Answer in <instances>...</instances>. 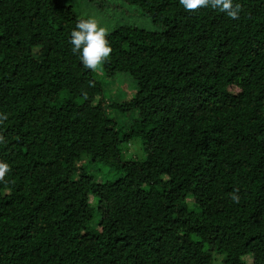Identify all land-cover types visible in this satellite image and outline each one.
Listing matches in <instances>:
<instances>
[{"label":"trees","instance_id":"trees-1","mask_svg":"<svg viewBox=\"0 0 264 264\" xmlns=\"http://www.w3.org/2000/svg\"><path fill=\"white\" fill-rule=\"evenodd\" d=\"M233 3L235 19L120 0L89 70L73 3L0 0V264H264V0ZM117 76L136 87L106 104ZM107 107L136 116L118 127ZM135 137L142 159H123ZM84 161L120 175L99 183Z\"/></svg>","mask_w":264,"mask_h":264},{"label":"rangeland","instance_id":"rangeland-1","mask_svg":"<svg viewBox=\"0 0 264 264\" xmlns=\"http://www.w3.org/2000/svg\"><path fill=\"white\" fill-rule=\"evenodd\" d=\"M70 3H73L76 11L88 18H94L97 20L98 25L105 28L106 32L108 29L114 27L112 19L115 16L113 12L119 11L120 8V0H110L112 4L103 10L104 17H101L99 13H97L95 8V2H91L90 0H67ZM130 9V8H128ZM121 11V10H120ZM124 12L126 10L124 9ZM120 13V12H118ZM126 23L130 25H135L136 27L144 28L147 30H154L155 27L150 23L147 17L142 15L130 14L126 12L125 15ZM103 19L105 22L103 24ZM104 102L108 104L111 101L123 102L125 99L129 98L131 91L135 86V82L130 77H120L117 76L112 81L104 82ZM107 113L110 117L115 118L118 123V127L121 125H125L126 123L132 121V119L136 116L134 113L125 114V116H121L117 110L107 107ZM120 149L122 151L123 159H142L143 152L140 147V138L135 137L128 145L120 144ZM85 162L86 171L95 179L97 182H106L116 179L119 175V171L110 170L108 166L98 163V162Z\"/></svg>","mask_w":264,"mask_h":264},{"label":"clouds","instance_id":"clouds-1","mask_svg":"<svg viewBox=\"0 0 264 264\" xmlns=\"http://www.w3.org/2000/svg\"><path fill=\"white\" fill-rule=\"evenodd\" d=\"M179 4L185 10L211 7L226 13L233 19L237 18L239 13V5H234L233 0H179ZM70 44L72 45V52L78 55L83 67L89 70H96L109 57L112 51L106 39L105 28L99 26L94 18L82 19L76 23L75 28L71 31ZM5 119H7L6 114H0V121ZM9 171V165L5 162H0V182H6L5 175ZM236 191L238 190H234L231 195V199L234 202L239 201Z\"/></svg>","mask_w":264,"mask_h":264}]
</instances>
